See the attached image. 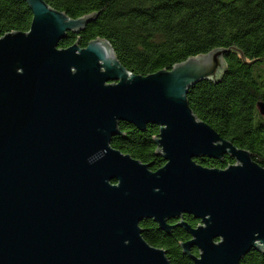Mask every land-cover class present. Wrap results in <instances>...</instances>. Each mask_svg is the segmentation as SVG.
I'll return each instance as SVG.
<instances>
[{"label":"water","instance_id":"95a60500","mask_svg":"<svg viewBox=\"0 0 264 264\" xmlns=\"http://www.w3.org/2000/svg\"><path fill=\"white\" fill-rule=\"evenodd\" d=\"M23 1L29 32H0V264H170L143 239L145 220L188 231L181 247L199 251L194 264L264 253V168L187 101L192 86L219 79L229 51L135 76L106 40L59 48L91 16L72 20L44 0ZM120 123L158 126L164 167L152 172L112 148ZM227 155L235 164L226 169L197 163Z\"/></svg>","mask_w":264,"mask_h":264},{"label":"trees","instance_id":"16d2710c","mask_svg":"<svg viewBox=\"0 0 264 264\" xmlns=\"http://www.w3.org/2000/svg\"><path fill=\"white\" fill-rule=\"evenodd\" d=\"M51 8L78 20L91 16L79 34L68 33L59 44L67 49L86 48L102 39L113 48L120 64L135 76L147 77L172 70L190 58L216 50L225 55L226 68L218 80L202 81L189 89L187 101L194 115L236 148L248 151L264 168V0H44ZM33 15L23 0H0V32H29ZM236 48L239 52L233 50ZM243 54L244 58H242ZM122 134L111 147L148 165L156 172L164 167L155 139L160 128L148 125L144 132L120 123ZM204 168L226 169L235 164L202 158ZM192 228L200 222L183 219ZM178 221H172L176 224ZM143 239L162 249L170 264H194L182 244L191 240L183 227L164 232L152 220L141 223ZM240 264H264V253L252 250Z\"/></svg>","mask_w":264,"mask_h":264},{"label":"rangeland","instance_id":"374dc122","mask_svg":"<svg viewBox=\"0 0 264 264\" xmlns=\"http://www.w3.org/2000/svg\"><path fill=\"white\" fill-rule=\"evenodd\" d=\"M260 112L263 114L264 116V109L263 108H260Z\"/></svg>","mask_w":264,"mask_h":264},{"label":"flooded vegetation","instance_id":"af4514ba","mask_svg":"<svg viewBox=\"0 0 264 264\" xmlns=\"http://www.w3.org/2000/svg\"><path fill=\"white\" fill-rule=\"evenodd\" d=\"M173 221H176V220H173ZM170 224H171V222H170ZM173 225V224H172Z\"/></svg>","mask_w":264,"mask_h":264}]
</instances>
